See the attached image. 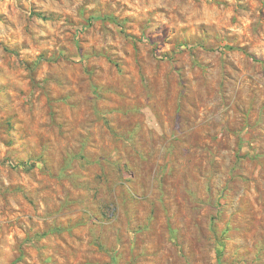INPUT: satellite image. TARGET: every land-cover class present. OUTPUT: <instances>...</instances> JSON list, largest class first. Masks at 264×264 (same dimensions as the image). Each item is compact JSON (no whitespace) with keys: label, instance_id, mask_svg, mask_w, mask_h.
Segmentation results:
<instances>
[{"label":"rangeland","instance_id":"1","mask_svg":"<svg viewBox=\"0 0 264 264\" xmlns=\"http://www.w3.org/2000/svg\"><path fill=\"white\" fill-rule=\"evenodd\" d=\"M0 264H264V0H0Z\"/></svg>","mask_w":264,"mask_h":264},{"label":"trees","instance_id":"2","mask_svg":"<svg viewBox=\"0 0 264 264\" xmlns=\"http://www.w3.org/2000/svg\"><path fill=\"white\" fill-rule=\"evenodd\" d=\"M93 18H106V16H99V15H96V16H93Z\"/></svg>","mask_w":264,"mask_h":264}]
</instances>
